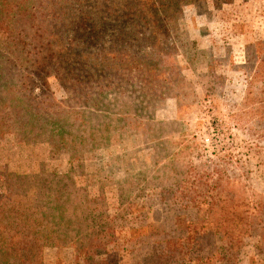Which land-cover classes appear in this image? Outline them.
<instances>
[{"label":"rangeland","instance_id":"rangeland-1","mask_svg":"<svg viewBox=\"0 0 264 264\" xmlns=\"http://www.w3.org/2000/svg\"><path fill=\"white\" fill-rule=\"evenodd\" d=\"M171 16L166 53L131 45L149 71L122 66L99 147L72 145L49 111L71 100L53 76L0 81V195L24 179L41 226L64 236L37 264H264V0ZM41 90L53 104L29 110Z\"/></svg>","mask_w":264,"mask_h":264},{"label":"trees","instance_id":"trees-1","mask_svg":"<svg viewBox=\"0 0 264 264\" xmlns=\"http://www.w3.org/2000/svg\"><path fill=\"white\" fill-rule=\"evenodd\" d=\"M204 1L214 6L229 2L0 0V81L32 84L53 76L66 92L70 91L71 100L49 111L71 123L68 135L72 145L77 142L75 147L82 151L99 147L97 142L108 136L106 125L112 117L107 112L112 97L108 93L129 83L122 66L128 63L146 71L145 62L140 63L139 58L129 54L131 45L141 41L147 46L151 42V54L158 55L155 45L166 43L167 20L171 15L178 13L181 6ZM67 19L73 20L74 25L71 22L58 31L56 22ZM162 46L165 50H159L158 56L166 53V45ZM27 93L25 103L29 110L53 104L42 90L39 94ZM4 95L0 90V124L4 122L3 115H7L3 111L10 109L6 101H1ZM4 127L7 133L20 137L21 132L12 131L13 125ZM16 180L11 188L14 193L0 195V264H37L41 244L53 240L55 245L64 236L60 228L54 231L41 226L42 217L34 199L21 190L24 179Z\"/></svg>","mask_w":264,"mask_h":264}]
</instances>
